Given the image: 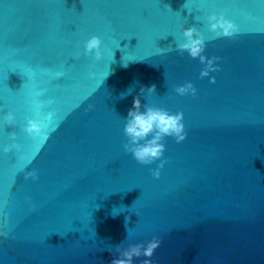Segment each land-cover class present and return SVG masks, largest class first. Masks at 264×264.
Segmentation results:
<instances>
[{"label":"water","instance_id":"1","mask_svg":"<svg viewBox=\"0 0 264 264\" xmlns=\"http://www.w3.org/2000/svg\"><path fill=\"white\" fill-rule=\"evenodd\" d=\"M213 14L239 31L217 37ZM187 27L219 57L207 77L177 48ZM137 96L183 112L186 138L150 164L124 148ZM153 236L133 264H264V0H0V264H111Z\"/></svg>","mask_w":264,"mask_h":264},{"label":"clouds","instance_id":"2","mask_svg":"<svg viewBox=\"0 0 264 264\" xmlns=\"http://www.w3.org/2000/svg\"><path fill=\"white\" fill-rule=\"evenodd\" d=\"M209 30L214 32L217 37H233L238 31V26L231 20L226 19L223 14L217 17L215 14L208 17ZM186 38L184 42L178 43L177 48L183 52L187 51L192 58L199 57L201 63H205L204 69L200 72L201 77L209 76L210 71H216L217 66L214 61L219 57L206 58L202 53L205 49V40L195 27H187L183 31ZM101 39L99 36L91 35L84 41L85 55H93L97 60L102 56ZM211 82H215V77L211 78ZM155 91V85L149 89V93ZM177 94L183 96L186 94L196 95V88L191 82L175 88ZM141 92L144 89L141 88ZM125 95V94H123ZM141 101L137 96L133 100V106L128 110L124 133L128 138V142L124 144L127 152L132 153L134 158L141 164H150L160 159L165 151V145L162 143L164 137L172 136L179 143L186 138L185 126L183 123V112L170 113L168 110L157 107L148 106L145 111H141ZM51 114L47 118H50ZM25 130L32 136H39L42 129L46 126L44 120L40 119L39 105L35 117H28ZM7 125L14 126L15 117L12 112L5 115ZM18 144H11L4 147V152H10L13 148L19 149ZM165 160H161L159 167L152 169L154 177L159 178L160 169L163 168ZM26 176L33 179L38 178L35 171L27 172ZM161 240L153 236L146 243H134L127 247L122 245L116 246V252L119 253L117 258H113L111 264H133V258L146 257L151 258L154 251L159 247ZM141 264H153L151 259H143Z\"/></svg>","mask_w":264,"mask_h":264}]
</instances>
